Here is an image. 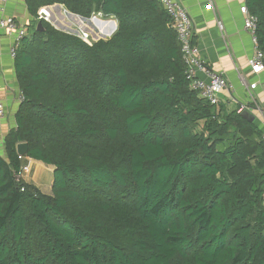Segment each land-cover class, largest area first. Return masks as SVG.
Here are the masks:
<instances>
[{
  "label": "trees",
  "instance_id": "obj_1",
  "mask_svg": "<svg viewBox=\"0 0 264 264\" xmlns=\"http://www.w3.org/2000/svg\"><path fill=\"white\" fill-rule=\"evenodd\" d=\"M26 3L36 19L60 5L118 28L89 45L27 26L0 155V264H264V129L192 89L163 6ZM246 5L264 54V0ZM31 160L53 169L50 193L22 174Z\"/></svg>",
  "mask_w": 264,
  "mask_h": 264
},
{
  "label": "crops",
  "instance_id": "obj_2",
  "mask_svg": "<svg viewBox=\"0 0 264 264\" xmlns=\"http://www.w3.org/2000/svg\"><path fill=\"white\" fill-rule=\"evenodd\" d=\"M184 6L191 15L194 24V42L199 48L200 56L210 70L224 74L232 90L224 91L221 95V105L229 112L239 111L243 106L251 103L250 93L243 84L241 77L249 71V60L254 54V44L251 35L245 30V16L241 8L246 0H176ZM55 9L59 20L64 18L84 22L82 18H75ZM67 11V10H66ZM13 17L24 26L38 24L30 13L26 0H6L0 20ZM66 24H68L66 19ZM64 22V23H65ZM82 22V23H83ZM222 24L223 29H220ZM91 25V24H88ZM87 31H90L87 28ZM94 38V37H93ZM13 39L5 30L0 29V102L5 105V114L0 117V148L5 155L4 141L12 129L16 127V114L19 109L18 95L21 93L15 72V61L10 57ZM199 78L208 81L204 73ZM251 83H259L253 91L257 100L264 106V74L249 78ZM261 127L260 112L254 110ZM264 129V128H263ZM27 180L38 186L43 192L52 190L53 169L34 160L29 161Z\"/></svg>",
  "mask_w": 264,
  "mask_h": 264
},
{
  "label": "built area",
  "instance_id": "obj_3",
  "mask_svg": "<svg viewBox=\"0 0 264 264\" xmlns=\"http://www.w3.org/2000/svg\"><path fill=\"white\" fill-rule=\"evenodd\" d=\"M167 12L171 25L176 31L178 36V41L181 45V51L186 64V76L190 81L193 90L197 91L201 98L207 100L213 106H219L221 104V95L224 91L232 90V86L229 84L227 78L224 74L214 72L206 67L205 63L202 61L200 56L199 48L194 42V24L188 10L179 4L176 0H157ZM6 0H0V12L4 9ZM54 6L45 7L39 11L38 18L36 22L42 20L44 17L46 22H49L54 17ZM241 12L245 16V30L251 35L254 44V54L249 60V71L246 75L241 77L243 84L246 86L250 93L251 103L248 106H243L239 109V113L244 111H254L260 112V119L262 126L264 128V106L260 104L256 96L253 94L259 83H251L249 78L253 76H258L264 74V54L259 49V41L257 38V25L258 19L256 16L252 15L245 5L241 8ZM68 14V11H64ZM89 20H107L104 15L99 12L95 14ZM83 22V21H82ZM220 29H223L222 24H219ZM0 29L5 30L8 35L13 39V44L10 48V57L15 61L19 47L22 41L28 35L27 26L20 25L13 17H4L0 20ZM78 37L83 41L92 45L94 39H91V34L89 31L84 33L82 31L78 32ZM204 73L207 76L208 81L199 78L198 74ZM24 100L22 93L18 95V103L20 104ZM5 114V105L0 102V117ZM264 141V134L262 137ZM2 148H0V155H2ZM29 173V166L22 169V174L26 175Z\"/></svg>",
  "mask_w": 264,
  "mask_h": 264
},
{
  "label": "rangeland",
  "instance_id": "obj_4",
  "mask_svg": "<svg viewBox=\"0 0 264 264\" xmlns=\"http://www.w3.org/2000/svg\"><path fill=\"white\" fill-rule=\"evenodd\" d=\"M55 17L57 19L56 21L51 19L48 23H50L55 29H57L61 32L68 33V34L79 36L78 34H76V32H80V29L78 28L79 25H84L85 23H86V25H88V24H90L89 22H91V25H89V26L94 27L95 29H98L99 34L102 37H106L108 39V37L114 32V28H113L114 24L112 22L114 19L101 20L103 22H95L93 20L87 19V21H84L83 24H79V22H76L77 20H72V19H68V18H64L63 20H59L60 18H58V15L56 13H55ZM66 19H67L68 23H71V24L73 23V25L66 24V22H65ZM115 21L117 22V20H115ZM117 24H118V22H117ZM82 32H84V31H82ZM89 32L91 34V39L93 40L94 34L91 31H89ZM51 179L53 180V176H51ZM47 192H49V191H47Z\"/></svg>",
  "mask_w": 264,
  "mask_h": 264
},
{
  "label": "water",
  "instance_id": "obj_5",
  "mask_svg": "<svg viewBox=\"0 0 264 264\" xmlns=\"http://www.w3.org/2000/svg\"><path fill=\"white\" fill-rule=\"evenodd\" d=\"M54 9L58 10L59 12H62V11H63V7L60 6V5H56V6H54ZM68 14H69L70 16H72V17L80 18L79 16L74 15V14H72V13H69V12H68ZM53 19H54V17H53ZM82 20L87 21V19H84V18H82ZM43 21H45L44 17H42V20H40V21L38 22V24H37V29H38V31H44V30H45V28H44V26H43ZM95 22H103V21H101V20H95ZM112 22H113V24H114V27H113V28H114V32H113L108 38H111V37L115 34V32L117 31V28H118V24H117V22H116L115 20H113ZM89 23L91 24V22H89ZM76 34H78V32H76ZM93 37H94V40H95L96 42L99 41V40H101V39H103V40H106V39H107L106 37H99V36L96 35V34H94ZM241 114H242L243 117H245V118H246L247 120H249L250 122H254V121H255V115L252 114L250 111H247V110H246V111L242 112ZM17 153H18L19 155H21V156H26L27 153H28V145H27L26 143L19 144L18 147H17ZM19 178H20V176H18L17 179H19Z\"/></svg>",
  "mask_w": 264,
  "mask_h": 264
}]
</instances>
